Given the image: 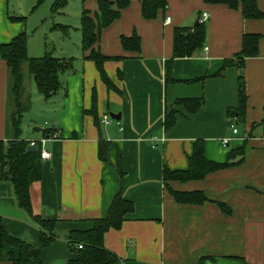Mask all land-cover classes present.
<instances>
[{
	"label": "crops",
	"instance_id": "crops-1",
	"mask_svg": "<svg viewBox=\"0 0 264 264\" xmlns=\"http://www.w3.org/2000/svg\"><path fill=\"white\" fill-rule=\"evenodd\" d=\"M256 1L264 11V0ZM141 8L142 0H130L121 17L102 30L96 46L105 55L123 57L105 62L119 91L107 88L95 63L85 58L88 52L82 51L78 70L74 62L72 70L62 73L63 88L49 98L61 96L51 127L37 125L33 135L21 128V138H49L45 149L50 158L43 160L42 179L30 188L33 212L56 221L55 239L43 248L42 264H70L77 256L70 247L72 232L93 229L94 220L107 215L119 192L134 202L135 211L120 229L112 228L104 235V247L121 259L111 264H264V132L260 124L264 116V17L245 18L241 8L204 0H168L167 10L154 19H145ZM83 9L94 15L98 0L86 1ZM204 13L208 14L203 21L207 27L204 46L190 57L176 58L172 66L176 81L166 82L174 28L195 27ZM11 16L19 15L10 10L9 0H0V44L26 32L25 21L11 20ZM134 32L142 39V49L125 51L120 38ZM245 33L261 35L258 55L247 58L243 68L230 67L220 76H211L225 59L241 50ZM29 48L28 44V55L33 57ZM20 72L17 99L12 69L0 54V140L5 142L16 137L18 102L23 119L33 114L40 100L28 60L20 62ZM240 76L246 80L247 108L243 118L230 117L227 109L239 105ZM197 78L203 79L187 82ZM94 90L98 116L120 113V120L109 124L100 120L97 126L94 117L84 113L92 106ZM201 97L205 102L195 113L176 103L180 98ZM173 109L177 110L176 124L166 131L164 118ZM239 122L244 125L242 132L235 126ZM30 124H38L37 118H31ZM44 129H53V134L45 136ZM54 133L59 135L53 137ZM101 138L109 143L108 161L99 158ZM224 138L228 144H223ZM198 139L204 140L208 159L224 162L229 150L243 146L246 156L202 179L165 183L164 167L188 169ZM1 176L0 164V216L6 230L38 246L40 226L19 206L12 182ZM170 188L200 190L210 200L200 205L180 203ZM219 202L230 212H224ZM10 252L17 249L4 245L0 264H12Z\"/></svg>",
	"mask_w": 264,
	"mask_h": 264
},
{
	"label": "trees",
	"instance_id": "trees-1",
	"mask_svg": "<svg viewBox=\"0 0 264 264\" xmlns=\"http://www.w3.org/2000/svg\"><path fill=\"white\" fill-rule=\"evenodd\" d=\"M43 0H38L40 4ZM67 0H55L52 10H58L66 4ZM209 4H226L232 9H242L245 18H263L264 11L260 10L256 0H204ZM130 5V0H98V9L92 15L90 10L83 9L81 13V33L82 50L88 52L85 55L87 60H92L109 90H117L118 87L108 76L105 69V62L122 59V56H109L103 54L96 48L100 41L102 30L111 25L116 19L121 17L122 10ZM168 0H142V15L145 19H154L160 11H166ZM11 20L25 21V16H11ZM200 21V19H199ZM207 27L205 22H199L196 27L177 26L174 28L173 55L166 61L165 76L166 82L176 81L172 77L173 61L176 58L190 57L194 52L202 48L206 42ZM261 35L257 33H245L242 39L241 50L233 57L224 61L222 68L211 76H220L230 67L243 68L246 59L258 55ZM121 45L125 51L140 52L142 49V39L134 32L132 35H122ZM0 54L12 69L15 77L14 91L18 99L22 85V74L20 72V62L28 60L30 71L33 75L38 92L46 99L57 94L63 83L61 74L74 68L75 59L73 57H56L51 51H47L43 56L30 57L28 55V35L26 32L15 36L11 41L0 44ZM203 78L187 80L194 82ZM239 105L236 108H228L230 117L245 116L248 94L246 80L243 76L238 79ZM205 99L201 98H180L178 105L184 106L188 112H197L204 104ZM97 92L94 90L92 106L84 113H89L94 117L97 126L100 125L101 118L97 110ZM177 110L173 109L166 113L164 118V129L169 131L176 124ZM22 111L18 102V112L14 115V125L16 137L7 142L0 140V164L2 166V178L9 179L14 187L15 196L19 206L24 209L32 219L40 226L41 237L38 246L14 237L8 233L0 216V250L4 245H9L17 249V252H10L9 259L12 264H42V250L51 244L54 237V219H44L35 214L32 209L30 188L34 182L40 181L43 174V159L41 158V148L36 151L27 152L30 140L21 138ZM264 132V116L260 122ZM44 135L53 134V129H44ZM109 143L103 138L99 141V158L108 161ZM247 148L231 149L228 152V159L224 162L208 159L205 155V142L198 139L194 143L193 154L189 159V167L186 170H171L168 167L163 169V180L167 183L170 180L182 182L198 180L204 178L211 172L233 166L245 158ZM241 155L238 161H234ZM118 170L122 172L120 165ZM170 193L175 200L186 204H203L209 201L208 195L200 190L178 191L170 188ZM224 212H230V208L219 202ZM135 211V204L127 199L121 192L117 193L110 204L105 217L94 220V227L88 231H73L70 237V247L77 252L75 258L70 259V264H111L120 262V258L104 247V235L110 229H120L127 219V215ZM79 244L83 247L80 248ZM76 246V247H75ZM244 264H247L246 262Z\"/></svg>",
	"mask_w": 264,
	"mask_h": 264
},
{
	"label": "rangeland",
	"instance_id": "rangeland-1",
	"mask_svg": "<svg viewBox=\"0 0 264 264\" xmlns=\"http://www.w3.org/2000/svg\"><path fill=\"white\" fill-rule=\"evenodd\" d=\"M54 1L43 0L38 4V0H9V5L13 14L26 16L29 53L33 57L43 56L49 50L56 57H73L75 69L78 70L76 62L83 54L81 12L85 2L90 0H85V2L83 0H67L63 7L53 11ZM31 82L34 85L33 76ZM38 95L41 98L39 97V102H35L33 114H25L21 122V128L26 129L30 135L37 134L34 130L37 125L41 128L51 127L52 117L59 105V97H61L56 96V98L46 100L41 94ZM31 118H37L38 124L31 125ZM235 126L241 132L244 129L241 122L236 123Z\"/></svg>",
	"mask_w": 264,
	"mask_h": 264
},
{
	"label": "built area",
	"instance_id": "built-area-1",
	"mask_svg": "<svg viewBox=\"0 0 264 264\" xmlns=\"http://www.w3.org/2000/svg\"><path fill=\"white\" fill-rule=\"evenodd\" d=\"M208 18V14L207 13H204L200 19V21H206ZM170 22V17L168 16L166 18V23H169ZM113 121V119L109 116V115H104L103 118L101 119V122L105 123V124H109ZM234 133H237V129L234 128ZM59 133H54V136L53 137H56L58 136ZM49 140V138H46V137H43L39 140H30V145L32 146H37V148H41V158L43 160H46L48 158H50V153L45 149V145L47 143V141ZM229 142V139L228 138H224L223 139V144H228ZM79 247L82 248L83 245L82 244H79Z\"/></svg>",
	"mask_w": 264,
	"mask_h": 264
},
{
	"label": "water",
	"instance_id": "water-1",
	"mask_svg": "<svg viewBox=\"0 0 264 264\" xmlns=\"http://www.w3.org/2000/svg\"><path fill=\"white\" fill-rule=\"evenodd\" d=\"M199 19H198V21H197V23L195 24V27L199 24ZM110 116H111V118L112 119H115V120H120L121 119V114L120 113H110ZM36 150H38V148H37V146H32V145H29L28 147H27V152H31V151H36Z\"/></svg>",
	"mask_w": 264,
	"mask_h": 264
}]
</instances>
